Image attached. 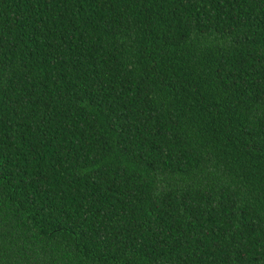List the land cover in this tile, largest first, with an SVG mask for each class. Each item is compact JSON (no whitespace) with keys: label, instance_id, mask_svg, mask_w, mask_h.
<instances>
[{"label":"trees","instance_id":"trees-1","mask_svg":"<svg viewBox=\"0 0 264 264\" xmlns=\"http://www.w3.org/2000/svg\"><path fill=\"white\" fill-rule=\"evenodd\" d=\"M0 264H264V0H0Z\"/></svg>","mask_w":264,"mask_h":264}]
</instances>
